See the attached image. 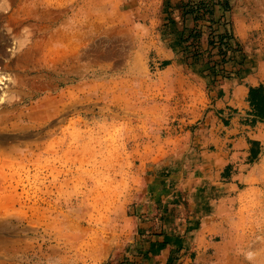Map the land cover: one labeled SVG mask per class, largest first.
I'll use <instances>...</instances> for the list:
<instances>
[{
  "label": "rangeland",
  "instance_id": "374dc122",
  "mask_svg": "<svg viewBox=\"0 0 264 264\" xmlns=\"http://www.w3.org/2000/svg\"><path fill=\"white\" fill-rule=\"evenodd\" d=\"M232 79L264 0H0V264H264V121L246 169L202 155Z\"/></svg>",
  "mask_w": 264,
  "mask_h": 264
},
{
  "label": "crops",
  "instance_id": "0c3cea01",
  "mask_svg": "<svg viewBox=\"0 0 264 264\" xmlns=\"http://www.w3.org/2000/svg\"><path fill=\"white\" fill-rule=\"evenodd\" d=\"M228 82V83H227ZM226 84L231 87V91L229 87H223L222 90L224 94L221 96L222 101L218 102L216 108L220 111L218 112L217 117L214 119L215 123L209 129L219 131L220 134L216 135L211 139L215 147L217 148L215 151L204 152L202 155L204 157L212 158L213 161L210 163L215 164L211 168H216L218 172H231L229 169L231 163L236 164V160L240 161L238 163V170L246 169L250 163L253 162V159L257 158L260 154V151L255 152V145L246 144V135L253 140H256L254 136L249 135L248 128L253 125L254 122L259 121L254 117L253 114L246 112L247 108L249 109L248 102L245 100L248 86L241 81H237L236 79L228 80ZM250 86H259L254 83H251ZM243 118L242 122H239V119ZM230 146L234 148L232 151L225 150V146ZM245 147V150H240L238 147ZM252 159V162L250 161ZM207 165V163H206ZM237 165V164H236ZM227 167V168H225ZM243 175V172L237 173V176ZM232 187H229L230 190ZM224 191L225 188H222Z\"/></svg>",
  "mask_w": 264,
  "mask_h": 264
},
{
  "label": "trees",
  "instance_id": "16d2710c",
  "mask_svg": "<svg viewBox=\"0 0 264 264\" xmlns=\"http://www.w3.org/2000/svg\"><path fill=\"white\" fill-rule=\"evenodd\" d=\"M224 6H226V5H224ZM191 11H193V9H190L188 12H191ZM204 12H201L200 15H196L195 17H193V20L202 19V15ZM181 31H182L181 32V39H180L179 43L187 42L190 38H194V37L199 35V30L197 29L195 23H193V25L191 27H187L184 24L182 26ZM223 36H226V35L220 34L219 40L227 49V48H229V43L227 41L222 40ZM192 44H193V41H191L190 44L187 43V45L184 46L183 50H186V48L188 46H190L192 48V50L190 51L191 52L190 53L191 58L194 61H198L199 57L201 55L200 50L198 47H195L193 49L194 45H192ZM187 58H188L187 55H185L183 57V59L185 61ZM212 67H215V63H213ZM245 100L248 102V105H249V113L253 114L256 119L264 121V87L262 85H259L256 87L249 85ZM255 154H256V152H255Z\"/></svg>",
  "mask_w": 264,
  "mask_h": 264
}]
</instances>
